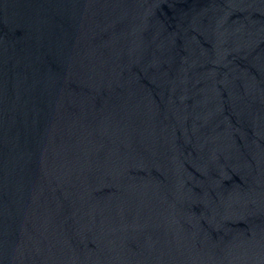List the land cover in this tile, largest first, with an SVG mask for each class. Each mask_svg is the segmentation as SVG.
Masks as SVG:
<instances>
[{
  "label": "water",
  "instance_id": "95a60500",
  "mask_svg": "<svg viewBox=\"0 0 264 264\" xmlns=\"http://www.w3.org/2000/svg\"><path fill=\"white\" fill-rule=\"evenodd\" d=\"M0 114L97 264H264V0H0Z\"/></svg>",
  "mask_w": 264,
  "mask_h": 264
}]
</instances>
